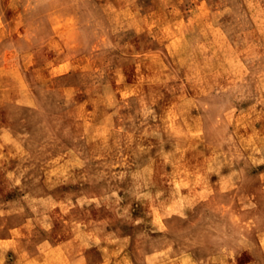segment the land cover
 <instances>
[{"label": "rangeland", "instance_id": "rangeland-1", "mask_svg": "<svg viewBox=\"0 0 264 264\" xmlns=\"http://www.w3.org/2000/svg\"><path fill=\"white\" fill-rule=\"evenodd\" d=\"M260 236L264 0H0V264H264Z\"/></svg>", "mask_w": 264, "mask_h": 264}, {"label": "crops", "instance_id": "crops-1", "mask_svg": "<svg viewBox=\"0 0 264 264\" xmlns=\"http://www.w3.org/2000/svg\"><path fill=\"white\" fill-rule=\"evenodd\" d=\"M262 189V188H261ZM28 222H29V224H28ZM31 223H33V220H32V222H30V221H27V222H25L24 221V223L22 224V225H20V228H29V227H33V226H31V225H33V224H31ZM35 226V225H34ZM8 238V240H11V238L12 237H7ZM45 242H48V240L47 239H44V241H43V243H45ZM258 244L261 246V250H262V253H263V256H264V236H260L259 238H258ZM26 252H28V251H26ZM39 252V251H38ZM41 253H43V252H45L44 251V249H42L41 251H40ZM27 254V253H26ZM30 254H32V253H28V255H30ZM236 254V255H235ZM82 257H84V255L82 256ZM86 257V256H85ZM234 257L235 258H238V259H240L241 258V254H240V252H234ZM102 258H104V255L103 254H101L100 255V261H98V262H101V260H102ZM94 264H97V263H94Z\"/></svg>", "mask_w": 264, "mask_h": 264}]
</instances>
